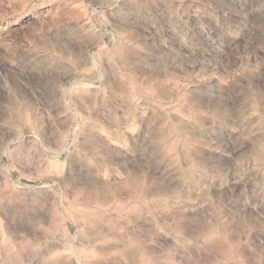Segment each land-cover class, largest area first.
I'll list each match as a JSON object with an SVG mask.
<instances>
[{
  "label": "rangeland",
  "instance_id": "rangeland-1",
  "mask_svg": "<svg viewBox=\"0 0 264 264\" xmlns=\"http://www.w3.org/2000/svg\"><path fill=\"white\" fill-rule=\"evenodd\" d=\"M0 264H264V0H0Z\"/></svg>",
  "mask_w": 264,
  "mask_h": 264
}]
</instances>
